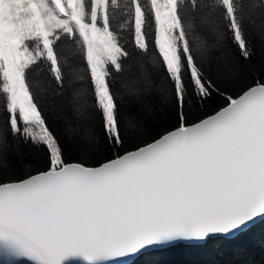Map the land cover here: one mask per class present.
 Masks as SVG:
<instances>
[{
  "label": "snow or ice",
  "instance_id": "1",
  "mask_svg": "<svg viewBox=\"0 0 264 264\" xmlns=\"http://www.w3.org/2000/svg\"><path fill=\"white\" fill-rule=\"evenodd\" d=\"M253 33L264 49V0H0V264H136L264 225ZM151 96L174 123L147 126ZM21 143L45 150L42 168L18 171Z\"/></svg>",
  "mask_w": 264,
  "mask_h": 264
},
{
  "label": "trees",
  "instance_id": "2",
  "mask_svg": "<svg viewBox=\"0 0 264 264\" xmlns=\"http://www.w3.org/2000/svg\"><path fill=\"white\" fill-rule=\"evenodd\" d=\"M245 3L259 2V0H244ZM253 19L258 24L260 18L258 15L253 16ZM251 42L254 47V55L251 61L257 68L264 64V49L261 48L255 33L251 36ZM133 39L129 35V47L133 46ZM228 48L233 57H235L240 66L243 67L247 62L239 55L237 46L231 41L228 42ZM158 53V50L153 49ZM134 59H137L134 57ZM79 62V57H76ZM138 69L134 68L133 71ZM148 71L154 74L159 71L158 66L155 68L148 64ZM37 83L40 84L46 79V74L34 77ZM241 78L238 77V82ZM47 114L49 116V125L57 133L65 153L68 155H75L76 151L73 145L68 141L63 134V124L58 117L60 101L50 94H46ZM223 103L221 97L214 95L211 100L205 102V109L211 110L217 105ZM2 104V101H0ZM194 112L199 113L200 107L194 106ZM126 111L121 110L122 122ZM4 116L7 114L4 113ZM143 119L147 126L151 129H159L168 126L175 121V115L170 105L162 101L156 96L147 98ZM135 123V121H133ZM130 127V126H129ZM97 134L100 136L99 148L95 151L93 159H102L106 155V149L103 146V133L100 129L99 122L96 123ZM19 163L17 169L20 172L28 171L29 168H42L45 162V150L37 148L30 144L19 145ZM136 264H264V225L258 224L251 231L245 234H238L230 238L217 239L208 245L192 247L184 246L177 247L166 252H152L139 257Z\"/></svg>",
  "mask_w": 264,
  "mask_h": 264
},
{
  "label": "water",
  "instance_id": "3",
  "mask_svg": "<svg viewBox=\"0 0 264 264\" xmlns=\"http://www.w3.org/2000/svg\"><path fill=\"white\" fill-rule=\"evenodd\" d=\"M238 235V234H237ZM71 264H78V262L76 261H72Z\"/></svg>",
  "mask_w": 264,
  "mask_h": 264
}]
</instances>
